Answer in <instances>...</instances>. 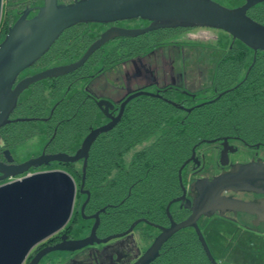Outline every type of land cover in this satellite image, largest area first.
I'll list each match as a JSON object with an SVG mask.
<instances>
[{"label":"flooded vegetation","instance_id":"flooded-vegetation-1","mask_svg":"<svg viewBox=\"0 0 264 264\" xmlns=\"http://www.w3.org/2000/svg\"><path fill=\"white\" fill-rule=\"evenodd\" d=\"M73 1L74 0H57L59 3H70ZM242 2H244V0H239V2L233 6L239 5ZM42 4L43 0H11L7 5L10 7L11 17L13 18L16 16L14 18L15 20L26 8L29 9L27 17L33 16ZM261 4H264V1L256 5ZM5 5L6 1L3 2V10ZM257 21L264 23V20ZM149 23L150 20L141 17L120 19L106 23L97 21L77 22L65 28L54 40L49 49L43 53L38 60L25 68L18 75L17 80L51 66L77 61L91 42L99 37L103 30L110 26L141 28L147 26ZM197 27L166 26L151 29L134 36H116L102 44L88 56L80 66L71 72L45 77L30 84L18 95L17 104L9 115L10 121L0 126V161L12 164L20 163L30 158H36L43 153L66 152L73 154L92 128L109 122L112 117L119 113L121 104L125 98L138 90H144L147 93L130 98L124 104L120 118L110 129L120 121L127 110L132 109L136 104L140 103L142 99H148L150 103L155 104L158 103V101L171 104L181 110L179 113H176L178 116H184L185 113L188 112L183 107H180V105L189 107L196 103L202 104L214 99L222 104V100L227 98L228 91L234 89V87L247 76L251 64L243 67L239 73H232V71L227 72L222 68V58L226 54L230 42L232 43L237 38H233L225 31L215 28L214 33L208 36L213 38L215 43L220 44L221 52L216 62L212 65V68L204 67L205 70H202L203 72L200 73L202 79L204 78V80H207L211 85L201 89L188 88L187 81L189 80V72L187 64H182V66L174 64L173 61L169 59V56L179 52L183 54L188 53L186 52V50L189 51L188 41L191 35L194 34L191 33V29ZM195 37H197L198 40L201 38L204 39L205 32L200 30ZM246 51L247 60L251 56L253 60L254 55L264 54V50L258 49L255 52L254 49L248 45ZM110 52L127 53L130 54L127 57H134L130 65L128 82L123 85H119V83H111V85L109 83L101 84L99 82L98 85L95 86L93 84L94 81L98 82L101 80L99 74L109 65L104 64V61L101 60L94 62L95 53L106 55ZM233 75L236 78L235 82L224 85L225 77H232ZM260 75L264 76V72H261ZM61 77H66L68 79V85L65 88L73 86V83L76 82V86L83 91V96L86 97V101L95 105L101 116L98 123L88 126V129L85 130L81 136L79 145L71 148V150L51 146L52 141H54L51 129L57 128L56 123H59V121L53 117V113L57 107V99L52 101L43 115H20L19 112L21 97L29 93L28 90L31 85L39 82L51 88L60 81ZM115 77V79L119 81L118 76ZM109 86H114V93L109 92ZM208 89L210 91H208ZM202 91L208 92L201 95ZM100 100H107L109 103H107V105L105 103H99ZM172 101L177 104H174ZM50 116H52L53 119H51ZM27 117L41 118L43 121L44 119H49L46 122L49 125L48 130L44 133L37 132L30 136H24V134L27 133V128L15 124L14 120ZM5 125L8 126L6 130L7 136L3 134V127ZM110 129L99 133L94 141L102 133ZM155 131H157V129ZM155 131L150 138L136 143L129 148L123 155V163L125 165L130 163L136 151L156 139L157 132ZM245 131L251 132V128L232 127L225 134L210 138H202L194 143L193 146L196 144L194 157L181 167V164L191 155V148V152L177 168L176 175L178 178V187L174 190L168 182L163 187V190L157 191V189H155L151 193V200L148 202L143 201L141 188L139 189L138 187L133 190L135 182L126 184L124 179L115 180L116 178H104L106 182L105 185L112 189L109 191H100L99 193H96V191L93 190V186L85 180L81 187L83 158L74 161H60L57 159L42 161L37 166L31 165L22 173L0 180L1 183L43 170L63 169L69 172L68 169L80 168L81 171L80 178H74L76 182V193L69 219L61 228L33 245L22 264H28L33 256L44 247L57 243H61L63 246H71V241L82 239L89 235L90 241L85 245L79 248L66 247L50 250L44 253L37 260L36 264L133 263L135 258L150 245L154 237L160 232V229L156 225H170V218L166 212V205L169 200L181 196L183 193L179 178H181L182 183L186 186V198L192 200V195L198 194L196 190L190 192L189 185L192 181L201 178L211 179L219 173L233 171L237 166L249 161L264 160V137L253 138L250 132L245 133ZM37 135H41L39 138H43L39 150L37 152H32L27 157L20 158L17 154L19 145ZM203 139L214 140L206 141ZM224 148L227 150V158L224 156L227 160L226 163H222L221 161V153ZM5 150L9 152L5 154ZM180 167L181 171L179 175ZM111 180H114L113 184H110L112 182ZM137 181L140 182L139 180H136V182ZM116 186L120 188V191L116 189ZM80 188H82L83 191H81ZM85 190L89 192L87 193ZM146 192L148 191L146 190ZM221 194L246 201L247 204L246 206L244 205L243 208L236 206L231 209L216 208L213 213L204 212L197 218L198 226L205 236L214 257L221 264H264V191L249 188H230L223 189ZM96 195L111 197V199L104 200L100 197H96ZM157 197L165 198V206L163 211H160L158 214L159 216L156 210L157 202H155ZM186 198L173 201L170 204V213L176 221L187 218L191 213V210L186 206L188 205ZM208 211H210L209 208H207V212ZM96 219H98V221ZM138 219L139 221L134 224L132 229L126 231L129 226ZM95 223L96 226L93 229ZM180 231L194 232L200 242L193 226H185L177 230L167 240H171L172 236ZM121 232L124 233L119 234ZM107 237H109L108 240H102ZM225 251H227L226 255L224 254ZM229 255L242 256L244 263H237L232 259L227 260V256ZM156 258L151 260L148 264H154Z\"/></svg>","mask_w":264,"mask_h":264},{"label":"water","instance_id":"water-1","mask_svg":"<svg viewBox=\"0 0 264 264\" xmlns=\"http://www.w3.org/2000/svg\"><path fill=\"white\" fill-rule=\"evenodd\" d=\"M263 1L244 0L239 5L229 7L218 0H74L70 3L43 0V4L31 17H27L29 9L26 8L7 28L5 36L0 40V126L10 121L9 115L16 106L18 95L23 89L36 80L71 72L97 48L116 36H134L166 26L211 27L221 29L233 38L241 40L255 52L258 49L264 50V23L255 20L248 14V9L251 6ZM2 6L3 0H0V19ZM136 17L146 18L150 20V23L141 28L110 26L91 42L77 61L51 66L17 80L18 75L38 60L65 28L80 21L106 23ZM143 93L147 92L138 90L128 95L122 102L119 113L109 122L92 128L73 154L66 152L43 153L36 158L12 164L0 161V180L22 173L31 165L37 166L42 161L50 159L74 161L83 158L80 184L82 187L92 142L99 133L110 129L116 123L123 111L124 104L130 98ZM99 103L107 105L109 101L100 100ZM199 104L201 103L189 107L180 105V107L190 111ZM195 145L192 147L191 155L181 164V167L194 157ZM4 152L7 154L9 151L5 150ZM221 156L222 163H226L227 150L225 148L222 150ZM179 180L183 191L182 195L172 198L166 205L170 225L157 224L160 232L131 264H148L158 256L167 239L185 226L194 227L209 261L212 264H221L214 257L198 226L197 218L204 212L213 213L216 208L231 209L235 206L239 208L246 206V201L222 195L223 189L249 188L264 191V160L249 161L237 166L233 171L219 173L211 179L201 178L192 181L189 185L190 192L193 190L198 192V194L192 195V200L186 198V186L182 183L181 178ZM80 190L83 191L82 188ZM75 193V179L63 169L37 171L1 182L0 264H22L33 245L61 228L70 217ZM184 198L188 201L186 206L191 210V213L187 218L176 221L170 213V204ZM207 208L210 211L207 212ZM96 220L98 221V219ZM138 221L139 219L134 221L126 231L132 229ZM95 226L96 223L93 229ZM122 233L124 232L119 234ZM108 239L109 237L102 240ZM88 241H90V235L71 241V246L57 243L44 247L33 256L28 264H36L37 260L50 250L66 247L79 248Z\"/></svg>","mask_w":264,"mask_h":264},{"label":"trees","instance_id":"trees-1","mask_svg":"<svg viewBox=\"0 0 264 264\" xmlns=\"http://www.w3.org/2000/svg\"><path fill=\"white\" fill-rule=\"evenodd\" d=\"M10 1L6 0L4 10L2 9L0 40L15 21L16 16L11 17L10 7L7 5ZM248 14L257 20H264V4L250 7ZM246 50L247 45L236 39L230 42L222 58V68L227 72L239 73L243 67L251 64L247 76L234 89L228 91L222 104L218 100H210L195 105L184 116H178L176 113L181 110L171 104L161 101L155 104L150 103L148 99H142L132 109L127 110L112 129L102 133L92 144L85 181L93 186L96 193L112 189L105 185L104 178L124 179L126 184L135 182L133 190L141 188L143 201L148 202L151 200V193L155 189L163 190L166 183L169 182L174 190L178 187L177 168L191 152L193 144L200 139L225 134L237 126L251 128L252 133H245L250 132L253 138L264 137V76L260 75L264 72V54L254 55L253 60L251 56L247 60ZM129 55L115 52L106 55L95 53L94 62L101 60L104 64H110ZM235 80L234 75L227 76L224 85L232 84ZM67 85L66 77H61L51 88L39 82L31 85L29 93L21 97L19 112L20 115H43L52 101L57 99L53 117L59 123H56L57 128L51 129L54 138L51 146L71 150L79 145L88 126L98 123L101 116L95 105L86 101L76 82L73 86L65 88ZM47 120L49 119L43 121L41 118L27 117L16 119L14 123L26 127L27 133L24 136H30L47 131ZM7 127H3L5 136ZM154 131L157 132L156 139L136 151L130 163L125 165L123 155L136 143L150 138ZM68 170L74 178H80V168ZM113 183L114 180L110 184ZM116 189L120 191L117 186ZM96 197L111 199L101 195ZM155 202L158 215L164 209L165 198L157 197ZM154 264L212 263L194 232L180 231L164 243Z\"/></svg>","mask_w":264,"mask_h":264},{"label":"rangeland","instance_id":"rangeland-1","mask_svg":"<svg viewBox=\"0 0 264 264\" xmlns=\"http://www.w3.org/2000/svg\"><path fill=\"white\" fill-rule=\"evenodd\" d=\"M6 0H3V2ZM222 4L232 7L234 4H237L239 0H219ZM204 31L205 37L204 39L201 38L198 40L196 34L198 31ZM215 31V28L211 27H197L191 29V33H194L191 35L189 42V51L186 50L188 53H177L173 54L172 56H169V59L173 61L174 64H178L179 66H182V64H187V69L189 72L188 75V88H203L210 86L209 82L207 80L202 79L201 72L205 70L206 67L212 68V65L216 60L218 59V55L220 54V44H217L214 42L213 38H210L208 35L213 34ZM186 44V43H185ZM223 46V44H222ZM134 60V57H126L119 61H115L113 63H110L108 66L104 68V70L99 74L101 76V80L98 82L94 81V85L97 86L100 82L101 84H107L109 83H116L119 85L126 84L129 79V72H130V65L132 64ZM185 63H184V62ZM210 65V66H207ZM205 67V68H204ZM207 68V69H208ZM203 70V71H202ZM118 76V79H115ZM110 93H114V86L108 87ZM208 91H210L208 89ZM207 91V92H208ZM206 91H202L201 95L207 93ZM41 136V135H39ZM39 136H34L30 138L29 140L24 141L22 144L18 147V156L20 158L29 156L32 152H37L40 148V143L43 140V138H39ZM227 251H225L226 255ZM227 260L232 259L233 261H236L237 263H244V259H242V256H234L229 255L227 256Z\"/></svg>","mask_w":264,"mask_h":264}]
</instances>
